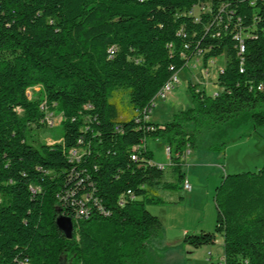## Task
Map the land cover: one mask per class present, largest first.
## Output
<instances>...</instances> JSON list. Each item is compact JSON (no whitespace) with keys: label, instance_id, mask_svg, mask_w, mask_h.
Wrapping results in <instances>:
<instances>
[{"label":"trees","instance_id":"trees-1","mask_svg":"<svg viewBox=\"0 0 264 264\" xmlns=\"http://www.w3.org/2000/svg\"><path fill=\"white\" fill-rule=\"evenodd\" d=\"M221 54L214 95L189 84L191 107L142 120L194 56ZM43 104L60 111L63 136L36 146L27 134L49 127ZM247 123L264 126V0H0V264H148L162 224L146 207L183 188L187 151L209 135L205 149L222 152ZM149 137L169 148L175 182ZM213 200V231L184 244L220 237L224 264H264V163L223 176Z\"/></svg>","mask_w":264,"mask_h":264},{"label":"rangeland","instance_id":"rangeland-1","mask_svg":"<svg viewBox=\"0 0 264 264\" xmlns=\"http://www.w3.org/2000/svg\"><path fill=\"white\" fill-rule=\"evenodd\" d=\"M194 56L186 68L176 73L177 82L165 99H157L150 112V122L165 124L179 110L191 107L192 99L188 91L189 84L195 85L208 96L218 91L215 85L218 71L225 65V55L207 58ZM35 92L38 88L34 89ZM32 96V91H28ZM52 127L33 126L28 132L27 140L36 141V146L45 142H59L63 136L60 123L61 113L54 109ZM244 134V135H243ZM239 135H242L241 137ZM230 141L222 152L207 150L206 145L214 143L211 136H206L186 157L182 166L185 180L191 189L182 187L177 191H158L162 203L149 205L147 211L157 217L162 224L161 233L148 241V264H208V253L216 260L222 257V241L218 237L214 245L191 248L184 244V233L198 234L212 232L216 219L214 190L222 177L239 173H256L264 163V126L254 128L247 123L237 131L234 130ZM164 143L147 138L146 148L152 153L155 163L164 165L163 180L175 182L176 177L168 166L164 152ZM181 199V200H180Z\"/></svg>","mask_w":264,"mask_h":264},{"label":"built area","instance_id":"built-area-1","mask_svg":"<svg viewBox=\"0 0 264 264\" xmlns=\"http://www.w3.org/2000/svg\"><path fill=\"white\" fill-rule=\"evenodd\" d=\"M205 11L206 10V7L204 6H198L195 10H194V13L197 14L198 11ZM239 50L240 52H243V46L241 45L239 47ZM177 82V78H176V74H174L162 87V90H159L157 92V94L155 95L153 101H152V106L154 105V101L157 100V99H165L166 98V95L172 90L173 86H174V83ZM215 94V93H214ZM87 108H91L90 105L87 106ZM41 110L44 111L45 115H44V118L41 122H43L44 124H46L47 126H54L56 125L57 123H55L54 121V114L53 113H50L46 110V107L43 105H41ZM144 114L142 116V120L144 121H149L150 117V112L151 110H148L147 112L145 111L144 109ZM149 114V115H148ZM151 130H153V128H151ZM157 140V139H156ZM140 146V145H138ZM133 150L134 151H137V146L133 147ZM164 152L166 154V158L168 159V162H169V148L167 146H164ZM189 154V151L186 152V155ZM69 157V160L70 161H78L81 157V155L79 154V151L78 150H71V153L70 155H68ZM131 159L132 160H135L136 159V155L133 154L131 156ZM154 163V162H153ZM156 164V163H155ZM158 166V168L160 169H164V165H160V164H156ZM183 189L186 190V191H189L191 189L190 185L188 184V182H184L183 184ZM85 213L84 210H80L77 215H83ZM207 262L208 264H224L223 263V259L222 257L221 258H217L216 260L212 257V254L211 253H208V259H207Z\"/></svg>","mask_w":264,"mask_h":264},{"label":"water","instance_id":"water-1","mask_svg":"<svg viewBox=\"0 0 264 264\" xmlns=\"http://www.w3.org/2000/svg\"><path fill=\"white\" fill-rule=\"evenodd\" d=\"M56 225L66 238H71L73 226L69 218L63 216L58 217L56 219Z\"/></svg>","mask_w":264,"mask_h":264},{"label":"crops","instance_id":"crops-1","mask_svg":"<svg viewBox=\"0 0 264 264\" xmlns=\"http://www.w3.org/2000/svg\"><path fill=\"white\" fill-rule=\"evenodd\" d=\"M155 140H156V139H155ZM145 145H146V144H145ZM153 162H154V161H153ZM154 163H155V162H154ZM156 164L163 165V164H161V163H156ZM186 182H187V180H186ZM188 184H189V183H188ZM183 233H184V235L186 234V232H183ZM219 238H220V237H219ZM220 240L222 241V238H220ZM217 241H219L218 238H217L216 242H217Z\"/></svg>","mask_w":264,"mask_h":264},{"label":"bare ground","instance_id":"bare-ground-1","mask_svg":"<svg viewBox=\"0 0 264 264\" xmlns=\"http://www.w3.org/2000/svg\"><path fill=\"white\" fill-rule=\"evenodd\" d=\"M160 90H162V88Z\"/></svg>","mask_w":264,"mask_h":264}]
</instances>
